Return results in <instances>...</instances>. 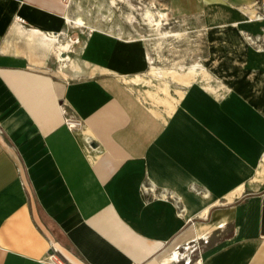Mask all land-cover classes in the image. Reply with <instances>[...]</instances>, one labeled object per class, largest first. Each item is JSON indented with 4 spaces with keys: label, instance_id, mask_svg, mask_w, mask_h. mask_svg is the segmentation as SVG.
<instances>
[{
    "label": "crops",
    "instance_id": "obj_1",
    "mask_svg": "<svg viewBox=\"0 0 264 264\" xmlns=\"http://www.w3.org/2000/svg\"><path fill=\"white\" fill-rule=\"evenodd\" d=\"M166 1L210 31L213 88L155 106L139 41L95 31L55 71L66 1L0 0V264H264V0Z\"/></svg>",
    "mask_w": 264,
    "mask_h": 264
},
{
    "label": "rangeland",
    "instance_id": "obj_2",
    "mask_svg": "<svg viewBox=\"0 0 264 264\" xmlns=\"http://www.w3.org/2000/svg\"><path fill=\"white\" fill-rule=\"evenodd\" d=\"M67 15L70 23L67 28V36H61V42L71 43V53L76 57V50L72 44L75 40L81 41L87 34L99 31L111 38L120 41H139L145 52V57L149 67L145 73L147 82L144 87L148 98L155 106L157 101H162V92L158 90L156 83L163 87L172 86L169 91H173L174 86H179L181 80H171L168 82L154 78L152 67L160 68L167 72L188 71L194 64L201 66L200 58L207 56V43L210 38V31L205 29L202 17L197 18H176L169 12L166 0H65ZM150 12L153 17L145 16ZM162 14V16H160ZM81 18L84 22L82 26L74 21ZM155 20L160 21V25H155ZM164 33L168 35H164ZM245 34V33H244ZM246 37V34H245ZM70 39V40H69ZM247 39V37H246ZM249 45L250 42L247 39ZM77 43H75V46ZM254 49V48H253ZM261 52V50H256ZM53 70H59L60 62L53 58L49 62ZM206 71L210 74L209 70ZM213 79V78H212ZM197 80L206 86L213 88L208 76L198 77ZM189 190L201 196L204 190L196 184H190ZM188 247L187 263L196 264L198 250L196 247Z\"/></svg>",
    "mask_w": 264,
    "mask_h": 264
},
{
    "label": "bare ground",
    "instance_id": "obj_3",
    "mask_svg": "<svg viewBox=\"0 0 264 264\" xmlns=\"http://www.w3.org/2000/svg\"><path fill=\"white\" fill-rule=\"evenodd\" d=\"M145 16L148 17V18L153 17V15L150 12H148V11L146 12ZM160 16H162V14ZM155 21H156L154 23L155 25H160V21L159 20H155ZM67 22L68 23L71 22L69 18H67ZM74 22L77 25H80V26H82L83 23H84L81 18H78ZM164 35H168V34L164 33ZM59 37H58V43H57V49H56V55H57L56 57H58V61L60 62V68H65L69 64L70 65L74 64V62L71 61V58H70L69 55L67 57H65V54L66 53L69 54L70 51H71V49H70L71 48V44L68 41L67 42H61L59 40ZM152 74H153L154 78L164 80V82H166V83L168 82V79L170 77L173 78V79L174 78H178V79H182V78L185 79L186 78V79H188L190 81L192 79L197 80L198 77L207 76V74L205 73L204 69L201 66L197 65V64L192 65L191 68H189L188 71H186V72H184V70H183L182 72H174V73L163 71L160 68H154V66H153L152 67ZM207 87H209L210 89L212 88L210 86H207ZM165 88H167V87L165 86ZM262 173H264V172H262ZM262 175H264V174H262Z\"/></svg>",
    "mask_w": 264,
    "mask_h": 264
},
{
    "label": "built area",
    "instance_id": "obj_4",
    "mask_svg": "<svg viewBox=\"0 0 264 264\" xmlns=\"http://www.w3.org/2000/svg\"><path fill=\"white\" fill-rule=\"evenodd\" d=\"M258 10L262 11V13L257 12L255 18L256 19H261L264 18V2L259 3L258 5ZM18 21H23L22 18L17 17ZM247 39L250 42V45L256 49V50H261V52H264V34L261 35H251L248 33H245ZM65 122L67 124V126L71 129H78L82 126V122L81 120L75 118L74 116H69L65 119ZM198 264V261L197 263Z\"/></svg>",
    "mask_w": 264,
    "mask_h": 264
},
{
    "label": "water",
    "instance_id": "obj_5",
    "mask_svg": "<svg viewBox=\"0 0 264 264\" xmlns=\"http://www.w3.org/2000/svg\"><path fill=\"white\" fill-rule=\"evenodd\" d=\"M49 254H53V250H50V251H49Z\"/></svg>",
    "mask_w": 264,
    "mask_h": 264
}]
</instances>
